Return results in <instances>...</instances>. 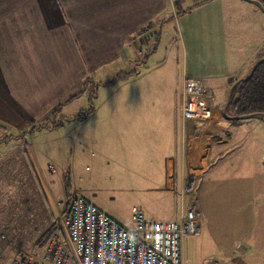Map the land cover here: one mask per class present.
I'll list each match as a JSON object with an SVG mask.
<instances>
[{
  "label": "crops",
  "instance_id": "obj_1",
  "mask_svg": "<svg viewBox=\"0 0 264 264\" xmlns=\"http://www.w3.org/2000/svg\"><path fill=\"white\" fill-rule=\"evenodd\" d=\"M184 2L0 0V181H61L65 196L81 194L118 219L121 210L113 205L115 201L136 199V207L149 212L146 202H156V195L163 198L157 199L159 206L174 195L179 197L181 181L190 174L193 164L194 168H203L194 177L200 181L194 189L197 194L194 203L200 218L203 211L196 188L203 187V177L210 167V133L227 132L229 138L221 141L224 145L231 141L232 128L233 142L242 129L239 122L224 115L227 99L218 105L211 97L216 121L205 123L201 128L188 123L191 128L188 126L187 152L181 156L180 92L184 81L211 75L210 71L195 70V64L203 58L204 48L208 49L209 42L205 43L204 39L209 32L213 40L210 47L220 50V8L214 7L216 1L196 6L190 2L183 5ZM171 8L172 18L175 16L180 29L183 23L192 58L190 67L185 64L182 73L176 75V86L170 81L165 59L162 64L165 77L159 81L157 74L161 66L153 69L145 66L144 72L139 73L127 72L124 68L126 60L152 47L154 42L147 34L153 27H159L153 40L159 43L163 24L171 18L167 14ZM204 27L209 28L207 35L201 30ZM143 36H146L145 42ZM226 46L229 48L227 42ZM157 50L156 46L153 53ZM233 56L236 57L233 68L240 62L234 71L239 68L241 71L222 73L227 84L243 77L247 71H243L244 59L235 53ZM179 81L181 87L175 91ZM97 82L104 88L122 85L120 88L124 86V90L131 82L135 96L133 99L118 97L116 113H101L95 120V107L85 114L77 108L91 90L88 84L97 85ZM206 82L213 89L210 80ZM17 139L25 146H18ZM233 147L222 157L235 151ZM237 178L242 181H236L233 217H217L220 232L225 229L224 223L233 235L232 245L222 249L226 254H233V264H264L263 242L249 238L255 221H261L264 230V216L255 219L251 212L240 210V205L254 202L251 210L256 215L254 189L263 182L245 181L250 177L244 175ZM64 181L69 182L67 190ZM212 181L218 180H207ZM236 196L239 197L235 200ZM157 212L153 210L149 218L155 219ZM260 213L263 215L264 211ZM243 227H246L244 231ZM252 254L259 255L257 259L262 261L256 263Z\"/></svg>",
  "mask_w": 264,
  "mask_h": 264
},
{
  "label": "rangeland",
  "instance_id": "obj_2",
  "mask_svg": "<svg viewBox=\"0 0 264 264\" xmlns=\"http://www.w3.org/2000/svg\"><path fill=\"white\" fill-rule=\"evenodd\" d=\"M180 1L173 0L174 3ZM196 1L185 0L183 5L187 2L194 4ZM215 1L214 7L217 9L218 5V9L220 8L218 26L220 50L218 51L215 47H210L213 40L209 32L207 39H204L205 43L208 44L209 42L208 49L205 50L204 48L203 58L199 64H195V70L201 69L202 72L210 71L209 74L211 75H200L193 78L201 79L205 83L210 80V86L213 87L211 89L208 86L210 88L209 95L212 97L210 98L216 104L222 105L225 99H227L230 86H228L227 80L221 74L234 71L240 65V62L237 61L233 68V64L236 62V57L233 54L235 53L236 56L238 54L241 59H244L245 66L243 71H246V69L248 71L252 61L264 54V14L250 0ZM171 11L172 8L167 13L171 18L167 19L169 21L163 24L164 30L159 37V43L153 41L155 40L156 32L159 31V27H153L149 30L150 34H147L149 39L152 40L151 42H154L152 47L149 49L148 47L144 48L141 54L126 60L124 68H126L127 72L139 73L144 72L145 66L151 68L161 66L160 74H157L159 81L162 76L165 77L163 73L165 65H162L165 62L163 59H165L167 60L166 67L170 81L176 86L178 83L176 75L182 73L185 64L187 67H190L192 58L190 57L189 43L184 32L183 23L180 29L175 16L172 18ZM208 29L207 27L201 29L205 33L204 35H207ZM145 37H142L143 42L146 41ZM215 38L216 36L214 35V41ZM135 41L137 42V39ZM226 42L229 44V48L226 46ZM141 44L142 42L139 43V46ZM207 44L205 47H207ZM156 46L158 50L153 53ZM254 53L256 54L253 56ZM257 53H260L259 56H257ZM149 54L152 55L146 61V57ZM197 66L199 67L197 68ZM239 71H241L240 68L234 72L239 73ZM247 71L243 76H245ZM107 76L110 75L107 74ZM130 83H127L129 87H127V90H124V86L120 88L122 85L104 88L105 86H102L98 82L97 85L88 84L91 90L86 93V100L78 103L79 108L77 110L85 114L95 107V120L98 117L97 115L101 113H116L118 109L116 100L118 97L123 98L125 96L126 99H133L135 96V89H132L133 85L130 86ZM180 83L179 81V85L175 88V91L181 87ZM89 93H91V99L88 101ZM237 121L240 123L242 131L236 135L237 141L235 142H233V128L232 135H230L231 141L224 145L221 144V141L222 138H226L227 141L229 138L227 132L221 133L214 130V133H210V150L208 152L209 162H211L210 167L203 177V181H205L203 187L200 190L198 187L196 188L198 189V193H200L198 201L203 211L202 216L198 217L200 231L196 234L185 235L183 237L181 251L183 264H233V254H226L225 250L222 249L223 246L232 245L231 240L233 239V235L230 234L228 227L224 226V223L223 228L225 227V229L223 232H220L221 224L217 217H233L236 181L241 180V178L237 177L244 175L250 177V179L248 178L245 181L263 182L262 186H259L260 188L256 186L254 189V196L255 198L257 197L256 199L254 198L256 215L251 210V207H254V202L240 205V210L242 213L251 212L256 217L255 219H262L264 216V214L261 215L262 213H260L264 211V119L262 117L251 116ZM201 127L200 125L199 128ZM17 140L18 146H25L20 139ZM232 147L236 150H232L222 157ZM192 165L189 175L195 176V173H199L197 171L203 169L194 168ZM2 166L5 167L4 162H2ZM57 168L60 169L59 167ZM56 173H59V170H56ZM230 174L233 178H231ZM209 178H215L218 181H212L213 183L207 182ZM222 179L223 181H220ZM179 185L180 181L178 183V190ZM199 185L200 181L194 180V189ZM196 196L195 192L191 196L187 195L183 200L180 196L176 197L174 195V197H170V201H165V205L162 202L160 203L161 206H159L157 199L159 197L162 198V196L158 194V198L157 195L155 196L156 202H146L145 206L151 211L142 210L147 217H150L151 212L156 210L158 211V216L155 219L177 220L182 211V204L185 209L194 206L198 212L194 203L197 202ZM238 197L236 196L235 200ZM69 200L70 197L68 195L65 196L63 193V183L61 181H41V179L39 181H0V264H12V261L18 254L38 251L42 245L39 244L45 242L49 236L48 233L62 226V216L68 208ZM119 201L118 203L117 201L113 203L117 209L121 210V215L116 219L127 226H132L134 224L133 215L135 211L141 209L136 207L138 206V201L132 198L130 201L127 199ZM133 207H135L134 210L132 209ZM254 225L249 238H257L264 245L263 224L261 221H255ZM245 229L246 227H243L242 230L244 231ZM47 234L48 236L45 239ZM258 256L257 254H252L256 263L257 261H262L261 259H257ZM215 258L218 259L211 261Z\"/></svg>",
  "mask_w": 264,
  "mask_h": 264
},
{
  "label": "built area",
  "instance_id": "obj_3",
  "mask_svg": "<svg viewBox=\"0 0 264 264\" xmlns=\"http://www.w3.org/2000/svg\"><path fill=\"white\" fill-rule=\"evenodd\" d=\"M182 119L181 156L187 149L188 123L216 121L207 84L188 78L180 92ZM206 157V155H202ZM193 175L183 177L180 196L194 190ZM62 226L54 229L36 252L18 254L12 264H183L182 240L200 231L193 207L177 220H155L142 209L135 211L134 224L127 226L81 194L73 195L63 214Z\"/></svg>",
  "mask_w": 264,
  "mask_h": 264
},
{
  "label": "trees",
  "instance_id": "obj_4",
  "mask_svg": "<svg viewBox=\"0 0 264 264\" xmlns=\"http://www.w3.org/2000/svg\"><path fill=\"white\" fill-rule=\"evenodd\" d=\"M206 1H209V0H197L194 3V5L196 6V5H198L200 3H204ZM254 1L260 2L264 8V0H254ZM175 6L177 7V5H175ZM263 57H264V55L256 58L252 62V64L250 65L249 70H251L253 65ZM248 71L245 74V76L248 75V73H249ZM234 81H235V79L233 81L230 80L228 82V86H230ZM111 82H113V81H111ZM249 113H259V114L264 115V61L261 62L258 66H256L252 75L249 78L239 82L234 87V89L231 93V98H230L229 104L226 108V114H224V115L225 116L226 115L237 116V115H244V114H249ZM232 121L238 122L237 120H232ZM68 184H69L68 181H64L65 190H67ZM48 234H50V233H48ZM48 234L45 236V239L48 236ZM41 244L42 243H40L39 245H41Z\"/></svg>",
  "mask_w": 264,
  "mask_h": 264
},
{
  "label": "water",
  "instance_id": "obj_5",
  "mask_svg": "<svg viewBox=\"0 0 264 264\" xmlns=\"http://www.w3.org/2000/svg\"><path fill=\"white\" fill-rule=\"evenodd\" d=\"M250 1H253V2L259 7V9L264 13V8H263V6H262V4H261L260 2H258V1H254V0H250ZM263 61H264V57L261 58L260 60H258V61L253 65V67L251 68V70L249 71V73H248L247 76L240 77V78H238L237 80H235V81L232 83V85L230 86L229 91H228V97H227L226 104H225V106L223 107V113H224V114H226V108H227V106H228V104H229V101H230V98H231V93H232L234 87H235L239 82H241V81L246 80L247 78H249V77L252 75V73H253L254 69L256 68V66H258V65H259L261 62H263ZM258 115L262 116L263 119H264V115L259 114V113H249V114L237 115V116H228V115H226V117L229 118V119H232V120H239V119H241V118H246V117H251V116H258Z\"/></svg>",
  "mask_w": 264,
  "mask_h": 264
}]
</instances>
